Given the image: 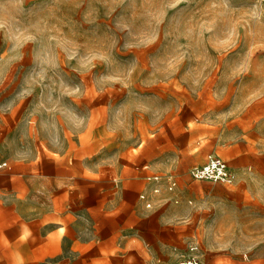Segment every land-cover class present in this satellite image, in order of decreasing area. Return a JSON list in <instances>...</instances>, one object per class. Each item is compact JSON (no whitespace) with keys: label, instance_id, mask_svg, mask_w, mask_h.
<instances>
[{"label":"clouds","instance_id":"1","mask_svg":"<svg viewBox=\"0 0 264 264\" xmlns=\"http://www.w3.org/2000/svg\"><path fill=\"white\" fill-rule=\"evenodd\" d=\"M0 93L7 96L0 120L10 117L19 133L0 148L15 165L33 166L36 190L49 202L27 209L37 213L30 222L0 231V264L99 259L87 222L77 228L59 218L51 181L34 167L37 141L60 164L73 165L78 154L88 179L110 175L123 202L115 224L143 218L130 241H139L144 219L173 241L126 244L129 262L174 264L192 250L264 264V174H225L219 185L200 184L197 195L192 176L209 156L241 168L245 157L227 159L230 149L264 157V0H0ZM85 100L105 111L84 108ZM72 179L56 188L72 187ZM214 188H243L246 200L217 201ZM44 214L54 219L45 224ZM103 232L110 238L112 226ZM115 248L111 264H126Z\"/></svg>","mask_w":264,"mask_h":264},{"label":"rangeland","instance_id":"2","mask_svg":"<svg viewBox=\"0 0 264 264\" xmlns=\"http://www.w3.org/2000/svg\"><path fill=\"white\" fill-rule=\"evenodd\" d=\"M7 96L0 93V102L6 101ZM103 99V98H102ZM115 102V97L113 100L108 101L109 104ZM84 108H93L97 113H103L105 111V105L100 104L99 107H96L92 104L91 101L85 100L82 102ZM13 123L10 117H6L3 120H0V144H4L5 141H11L12 139L18 137V129L10 127ZM5 133L7 135H5ZM97 135H100V130H97ZM103 143V142H101ZM37 148L40 150L41 159L35 164L36 172L39 176H47V179L51 181V184L48 186V191L53 194L55 200V207L58 206V210L62 211L63 220L66 223L75 222V226L79 228L87 222L88 230L96 237L98 243L93 245L101 246L103 244H108L112 238L101 239V233L109 224L112 226L113 230H119L120 227L117 226L114 221L111 220V213L116 210L123 209V202L121 198L117 195V189L112 185L110 175L101 177L99 180L88 179L84 176L83 167L81 166V161H79L78 154L73 156V165L69 166L67 161H64L62 164L57 163L54 158L49 157L44 153L43 149L39 146V141L36 144ZM99 143L94 147L98 148ZM111 147V145H109ZM10 152L6 148H0V161H5L7 167L0 171V200H6L8 196H11L16 203L6 202L0 204V218H7L9 214L10 217L12 214L15 215L16 222L21 224L23 222H30V220L37 217V213L28 212L29 207H39L41 204L47 205V201L44 195H40L37 192L38 183H36V178L32 174L33 166H18L15 165L11 158ZM236 156L245 157L241 160L242 167L239 169L232 168L233 175L242 173L251 168L254 172H259L264 174V157H258L248 152L247 149L240 151L237 149H230L229 153L226 155L227 159H234ZM83 163H91V161H84ZM67 177H74L71 184L72 187H65L64 189L56 188V181L60 179H65ZM9 178H11V186L5 187L4 185L8 184ZM200 184L208 185H219L220 183H214L209 181H198V183L193 188V194H200ZM121 187H123L121 185ZM59 192V195L56 193ZM214 195L210 193L209 195L215 200L219 201L225 199L228 195H235L241 200H246V194L243 188H239L234 192H225L219 188L213 189ZM33 198H36L37 203L33 204ZM131 198V197H130ZM238 201H233V204ZM19 210L18 212L16 210ZM255 210L254 206L251 209ZM44 214L39 218L41 220L45 219ZM82 218V219H81ZM47 219V218H46ZM48 219H54L53 217H48ZM140 219H143L140 217ZM204 221L206 225L212 223L209 220L207 214H204ZM15 226H18L17 224ZM141 234L139 235V241L132 240V245L136 248L142 247L143 243L157 239V242L161 240L163 243L159 244H171L173 241L167 238H163L159 235V230L156 227V224L152 221L144 219V222L140 224ZM123 229V228H121ZM119 230L114 236L115 239L118 237V240H125L124 233H120ZM104 236H108L107 232H103ZM103 242V244H102ZM80 248H84V244L80 241ZM157 245V244H153ZM187 253H178L175 257L174 264L177 263L182 257L187 256ZM103 254V253H102ZM102 258H105V255H102ZM197 255L200 259L201 264H229L230 258L227 255H214L211 260L207 259V253L203 251H198Z\"/></svg>","mask_w":264,"mask_h":264},{"label":"crops","instance_id":"3","mask_svg":"<svg viewBox=\"0 0 264 264\" xmlns=\"http://www.w3.org/2000/svg\"><path fill=\"white\" fill-rule=\"evenodd\" d=\"M204 164V163H203ZM202 164H198L197 166H200ZM230 170L232 171V168H230ZM198 182V181H197ZM57 210H58V206L56 207ZM122 210H116V211H113L111 213V220L114 221L115 223V219H116V216L120 214ZM58 213H59V218H62L63 219V214H62V211L61 210H58ZM48 215H45V219L42 220L45 224H47L50 220L52 219H48ZM47 218V219H46ZM139 220H140V217H135L134 219L130 220L128 225L126 227H124L123 229H119L121 232L120 233H124V237H125V240H118V237L115 239V235L117 234V232L119 230H113V233L111 235V240H109L110 242L108 244H102L101 246H97L100 248V253L98 254L99 255V259H97L96 261V264H111V253L113 251H117V249L115 248L117 245H119V248L121 249V251H118L116 252V255L117 256H123L125 258V261H126V264H134V260L129 262L128 261V257H127V254L124 253L122 251V249L125 247V245L127 244V247L131 248V247H134L132 245V241H130V238L132 236V226L136 223H139ZM19 225L17 222H16V219H15V215L12 214L11 217L10 215L8 214L7 215V218H4V217H1L0 218V231H4L6 232V230L9 228V227H12V228H15L16 226L15 225ZM16 233L13 232L12 235H15ZM157 242V239H154L152 241V244H159V243H163L161 242V240H159L158 243ZM73 246H78L80 247V243L79 241H73L72 242ZM96 247V246H95ZM103 253V254H102ZM102 255H105V258H102ZM17 264H23L22 262V258L18 257L17 258Z\"/></svg>","mask_w":264,"mask_h":264},{"label":"built area","instance_id":"4","mask_svg":"<svg viewBox=\"0 0 264 264\" xmlns=\"http://www.w3.org/2000/svg\"><path fill=\"white\" fill-rule=\"evenodd\" d=\"M7 167V163L5 161H0V171ZM233 175V172L229 167H224L222 161H220L219 157H211L207 158L206 163L195 166L192 169V176L196 179V181H209L214 183H221L222 181L218 179L222 177V175ZM198 251L189 250L187 256L182 257L177 261L176 264H201L200 259L197 255Z\"/></svg>","mask_w":264,"mask_h":264}]
</instances>
